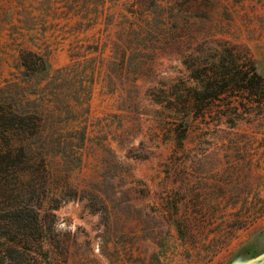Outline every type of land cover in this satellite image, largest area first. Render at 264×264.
Masks as SVG:
<instances>
[{
  "label": "rangeland",
  "instance_id": "1",
  "mask_svg": "<svg viewBox=\"0 0 264 264\" xmlns=\"http://www.w3.org/2000/svg\"><path fill=\"white\" fill-rule=\"evenodd\" d=\"M29 51L72 111L42 212L62 199L68 264L264 254V95L238 80L264 83V0H0V85Z\"/></svg>",
  "mask_w": 264,
  "mask_h": 264
},
{
  "label": "trees",
  "instance_id": "2",
  "mask_svg": "<svg viewBox=\"0 0 264 264\" xmlns=\"http://www.w3.org/2000/svg\"><path fill=\"white\" fill-rule=\"evenodd\" d=\"M20 64L19 76L0 85V264H68L69 246L54 214L62 199L42 212L55 175L51 157L56 119L72 111L57 112L50 83L39 87L51 73L44 56L29 51ZM238 75L243 91L264 95L263 77L255 63ZM65 130L59 134H66ZM65 159L69 172L81 166V158L77 164L67 155Z\"/></svg>",
  "mask_w": 264,
  "mask_h": 264
},
{
  "label": "water",
  "instance_id": "3",
  "mask_svg": "<svg viewBox=\"0 0 264 264\" xmlns=\"http://www.w3.org/2000/svg\"><path fill=\"white\" fill-rule=\"evenodd\" d=\"M264 263V254L251 259L249 261L243 262V263H234V264H263Z\"/></svg>",
  "mask_w": 264,
  "mask_h": 264
},
{
  "label": "clouds",
  "instance_id": "4",
  "mask_svg": "<svg viewBox=\"0 0 264 264\" xmlns=\"http://www.w3.org/2000/svg\"><path fill=\"white\" fill-rule=\"evenodd\" d=\"M61 227H63V225H61Z\"/></svg>",
  "mask_w": 264,
  "mask_h": 264
}]
</instances>
